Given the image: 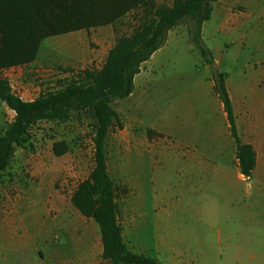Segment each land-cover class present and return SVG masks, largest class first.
<instances>
[{"label":"rangeland","instance_id":"374dc122","mask_svg":"<svg viewBox=\"0 0 264 264\" xmlns=\"http://www.w3.org/2000/svg\"><path fill=\"white\" fill-rule=\"evenodd\" d=\"M250 1L258 14L231 34L220 31L216 19L219 14L205 23L204 45L213 51L215 66L207 64L199 49L191 42L189 30L193 28V23L184 22L169 31L166 48L144 65L136 78L132 96L112 104L123 128L114 127L107 143L108 165L115 183L120 222L126 227L132 220L126 219L124 215V172L130 158H133L129 151L132 137L137 146L150 148L154 152L162 149L181 151L192 146L204 150L206 156L210 157V170L207 169L208 161L203 168L202 161L191 162L187 154L174 158L171 168L164 167V172L171 170L176 175L183 176L187 171L189 187L194 185L198 189L200 186L209 185L213 196H230L235 195L236 184L242 185L244 201L238 200L229 205L228 210L226 209L227 215L220 221L224 240L235 251L231 254L225 250L219 256L231 258V264H264V199H251L252 195L264 196V149L259 153V163L253 179L242 177L236 160L237 148L230 135L224 106L214 91L215 78L222 74L234 104V114L240 120L242 139L245 143L250 142L252 135L249 125L252 120L262 118L264 106H247L244 102L253 95L264 98V84L260 91L256 89L243 92L241 88L243 85L251 87L257 79L264 83V62L255 66L256 49L246 46L242 50L239 38L244 34L252 39L256 37L259 42L261 40L264 48V0ZM172 5L173 0L156 1L157 7ZM217 6L213 4V10H218ZM235 11L244 12L240 7ZM146 13L140 10L118 22L117 39L131 35L137 25L136 20ZM211 35H215L216 42H210ZM109 41L113 43L111 39ZM255 45L257 46V40ZM100 46L101 44L94 42L85 43L80 46L74 59L66 61L58 56L51 60L40 59L32 72L26 73L20 82L26 86L29 94L38 93V98L60 91L71 83L85 84L82 72L98 71L102 67L103 55H99ZM241 51L246 55H241ZM253 74L259 75V78L255 76L254 80ZM35 88L38 92L31 90ZM11 121L9 112L2 111L1 135L5 134ZM90 126L91 121L85 112L74 113L66 121L36 124L30 131V143L24 149H17L9 168L0 176V208L6 202L7 196H20L19 209L25 218L21 229L16 231V236L35 249L36 264H79L75 251L71 248L80 220L83 221L85 233L91 235L92 252L95 253L92 260L84 264H108L103 260V255L97 256V248L101 244L99 231L98 241L94 237V227L97 225L83 217L71 201L79 184L90 176L95 166V145ZM62 141L68 145L69 151L63 157H56L53 146ZM50 167L61 169V175L57 178L49 175L47 170ZM69 168L74 174L64 182ZM142 168L145 178L148 177L149 167L145 161ZM225 180L228 186L221 187L220 184ZM217 203H211V212L208 210V214L216 215L217 210L219 211ZM188 207L185 206L186 209ZM137 209L140 210L139 204ZM59 212L67 216L66 231L58 232L53 226ZM47 217L52 220V231L44 229ZM158 232L159 237L172 239L164 225ZM130 234L129 231L128 236ZM135 237L138 241L139 236ZM141 244L138 241L137 247L140 248ZM170 244L172 245L167 247L169 251L178 247L174 242ZM190 246L195 249L196 258L192 261L194 264H227L222 260L218 261L217 254L211 252L207 245L196 242ZM171 259L170 253H167L155 260L160 264L187 262Z\"/></svg>","mask_w":264,"mask_h":264},{"label":"crops","instance_id":"0c3cea01","mask_svg":"<svg viewBox=\"0 0 264 264\" xmlns=\"http://www.w3.org/2000/svg\"><path fill=\"white\" fill-rule=\"evenodd\" d=\"M74 1L75 3L72 4L69 3L68 0H8L0 4V28L8 32L7 36L11 44L10 49L0 47V56L8 58H36L31 64L0 70V79H6L10 84L12 93L18 96L23 102L30 103L38 98V93L35 95L29 94L26 86H23L20 81L26 73L32 72V69L38 65L40 59L51 60L57 56L64 58L65 61L70 58L74 59L81 45L84 46L85 43L94 42L101 44L99 47V55H103V60H101V65L103 66L109 52L116 45L118 23L100 24L98 23L99 18L97 14L94 13L87 4L83 3L81 0ZM215 5H218L217 7L219 9L217 10L216 8V10H213L212 18H215V16L219 14L216 18L220 25L219 29L226 34L237 31L240 27L245 25V22L258 14V11L251 6L252 3L250 0H219ZM239 7L242 8L244 12H236V8ZM204 25L202 27L203 43ZM76 26L92 27L89 30L57 33L58 35L51 36V32L55 30ZM45 33L50 34V36H45ZM255 38L252 39L248 34H244L239 38V43L242 50L243 47L246 46L256 49L254 50L257 55V64L255 66H260L261 62H264V48L261 44V40L259 42L258 38H256L257 46L255 45ZM110 39L113 43H110ZM209 40L212 43L217 41L215 35H211ZM38 41L40 42V46L37 55H34V44ZM167 44L168 40L166 45ZM166 45L157 51L148 62L142 65L141 71L144 65L152 61L158 53L166 48ZM209 50L213 55V51L211 49ZM240 54L243 56L246 55L243 51H241ZM139 75L135 77V87L136 78ZM252 76L254 80H256L255 76L259 78L257 74H253ZM257 80L256 82L254 81L251 87L243 85L241 90L243 92H247L248 90L255 91L256 89L259 91L262 90L261 85L264 83H262L261 80ZM31 90L38 92L36 88ZM260 98L259 96L253 95L252 98L247 97V101L244 103H246L245 105L247 106L255 104L258 106L262 104L264 106V98ZM4 110L8 111L11 115L12 124L16 114L0 100V114ZM235 117L239 136L242 142L245 143L240 134V120L237 118L236 114ZM261 117L262 118L258 120H252L249 125L252 139L245 144L253 146L257 156V163L252 178H246L247 180L253 179L259 163V153L261 149H264V115ZM208 121L210 122V118H208ZM183 123H185V121ZM187 126L190 127L189 124ZM131 139L129 151L133 155V158H130L124 172V187L126 191L124 199L126 210L124 215L126 219L132 221H130L129 225L126 227L125 224L123 226L120 222V216L118 217L123 228V239L128 248L137 255H144L156 260L170 253L171 260L178 259L187 261L182 264H194L192 261L196 258L195 249H191L190 244L198 242L199 244L209 246L210 251L217 254L218 261L222 260L224 261L223 263L226 262L227 264L233 263L231 258L226 259L220 258L219 256V254L226 252L225 250L231 254L235 251L232 245L224 240L220 221L222 217L227 215L226 209L228 210L229 205L238 200L244 201L242 185L236 184V193L230 196L222 194L213 196L209 189V185L208 187L206 185L200 186L198 189H196L194 185L189 187L186 179L187 171L183 176L176 175L171 170L164 172V167L171 168L173 165L172 162H175L174 158L187 154L190 156L188 160L191 162L202 161L203 168H205L204 165L206 161H208L207 169L210 170V157L206 156L204 150L192 146L187 148V150L181 149V151L176 149L171 152L162 149L160 152H157V150L154 152L150 148L137 146L134 137ZM107 154L108 152L106 150V155ZM143 161H145L149 167L147 173L148 177L146 178L142 168ZM61 171L62 170L59 168L50 167L47 173L57 178L61 175ZM73 174V170L69 168L65 175L64 182L72 177ZM239 174L244 177L240 173V170ZM24 181H26V178ZM220 186L227 187V180H225L223 184L221 183ZM145 188L147 189L146 191ZM19 198V195L13 197L7 196L6 202L0 208V264H36L37 261L35 249L33 247L31 248L28 242L20 241L16 236V231L21 229L25 218V216L20 213ZM25 198L28 199L27 197H23V199ZM253 198L264 199V196L252 195L251 199ZM213 202H218L219 211L217 210L216 215L207 213L208 210L211 212V203ZM138 204L140 205V210L137 209ZM186 205L189 206L187 209L185 208ZM188 209L189 211H187ZM185 216H187V218H185ZM55 219L53 226L58 232L68 229L67 216L65 214L59 212ZM88 220L94 221L91 219ZM78 223L79 225L75 230L76 234L71 250L73 249L75 251V256L79 264H84L90 262V260H92L91 257H93L95 253H93L94 251L92 252L91 235L85 233L83 221L80 220ZM94 223L97 225L95 221ZM163 225L170 232L169 235L172 239L159 237L158 231ZM51 228L52 220L50 217H47L44 229L52 231ZM94 231L95 240L98 241V231L101 234L98 225L94 227ZM129 231L131 232L130 236H128ZM132 235L134 238H132ZM137 235L139 236L138 241L142 243V247L140 246V248L137 247L138 241L135 237ZM172 242L177 244L178 247L171 248L169 251L167 247L172 245L170 244ZM98 255H103L102 238L101 244L99 243V248H97V256ZM158 264L160 263L158 262Z\"/></svg>","mask_w":264,"mask_h":264},{"label":"trees","instance_id":"16d2710c","mask_svg":"<svg viewBox=\"0 0 264 264\" xmlns=\"http://www.w3.org/2000/svg\"><path fill=\"white\" fill-rule=\"evenodd\" d=\"M8 0H0V4ZM75 3L74 0H68ZM97 14L100 24H115L137 11L147 12L138 20L134 32L117 39L107 60L98 71L82 72L85 84L71 83L55 93L42 95L33 102H23L12 93L9 82L0 79V100L16 116L4 135L0 134V176L13 161L18 148L24 149L31 141L30 131L40 122L69 120L77 112H85L91 121L95 145V166L90 176L81 182L72 197V205L86 219L94 220L100 228L103 260L108 264H158L144 255L133 253L123 239V228L119 222L115 183L107 163V141L114 127L122 129L120 118L112 104L129 98L134 91L135 77L143 64L162 49L168 40V32L184 22L193 23L189 30L191 42L199 49L204 61L214 65L213 55L205 47L202 27L212 18L213 4L219 0H173L172 7H157V0H81ZM149 11V12H148ZM92 26L60 28L51 32L89 30ZM98 27V26H94ZM8 32L0 28V47L11 48ZM45 36L50 34L45 33ZM40 42L34 44L37 55ZM35 57L8 58L0 56V70L31 64ZM214 91L219 96L230 127L237 152L240 173L252 178L257 163L253 146L242 142L236 124L233 104L222 74L217 75ZM69 151L65 142H56L53 153L65 156Z\"/></svg>","mask_w":264,"mask_h":264}]
</instances>
